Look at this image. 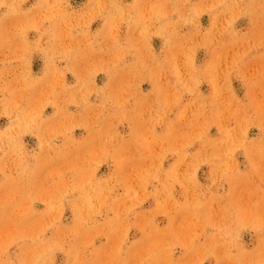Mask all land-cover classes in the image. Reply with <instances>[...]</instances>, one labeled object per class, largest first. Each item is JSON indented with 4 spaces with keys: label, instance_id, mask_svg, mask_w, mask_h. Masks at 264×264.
Returning <instances> with one entry per match:
<instances>
[{
    "label": "rangeland",
    "instance_id": "1",
    "mask_svg": "<svg viewBox=\"0 0 264 264\" xmlns=\"http://www.w3.org/2000/svg\"><path fill=\"white\" fill-rule=\"evenodd\" d=\"M0 264H264V0H0Z\"/></svg>",
    "mask_w": 264,
    "mask_h": 264
}]
</instances>
